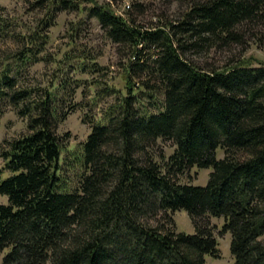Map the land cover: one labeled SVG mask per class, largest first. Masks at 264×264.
<instances>
[{
    "label": "trees",
    "instance_id": "obj_1",
    "mask_svg": "<svg viewBox=\"0 0 264 264\" xmlns=\"http://www.w3.org/2000/svg\"><path fill=\"white\" fill-rule=\"evenodd\" d=\"M22 1L45 16L21 33L0 15V39L20 42L0 59V113L1 103L11 106L27 128L0 147V194L7 198L0 203V264H204L205 254L217 256L209 217L223 218L234 264H264V64L239 58L219 69L189 57L241 44L243 27L264 26V0H188L177 19L149 25L132 15L135 3L117 14L92 0ZM64 10L95 18L129 61L126 93L103 89L117 92L115 101L100 119L87 120L86 138L61 157L55 124L78 103L59 110L60 101L74 98L79 80L59 71L46 85H23L19 77L46 59L47 30ZM58 62L74 72L104 69L78 48ZM144 96L155 111L141 104ZM159 138L175 145L162 163L147 152ZM193 166L211 167L205 185L176 179ZM180 209L193 233L176 230L172 214ZM157 216L163 222H148Z\"/></svg>",
    "mask_w": 264,
    "mask_h": 264
},
{
    "label": "rangeland",
    "instance_id": "obj_2",
    "mask_svg": "<svg viewBox=\"0 0 264 264\" xmlns=\"http://www.w3.org/2000/svg\"><path fill=\"white\" fill-rule=\"evenodd\" d=\"M99 4H111V8L117 14H123L127 4H139L132 8V15L140 23L149 25L157 17L177 19L188 6V0H92ZM0 15L8 18L17 32L25 33L36 28L40 19L45 16V9L33 8L22 0H0ZM243 42L241 44L230 43L226 46L215 45L204 49L200 54H189L191 60L202 67L223 68L230 60L245 58L253 66L264 64V26L243 27ZM48 41L45 44L46 59L37 62L19 77L23 85H46L58 71L59 75L66 79L79 80L75 96L70 102L61 100L60 109L77 102V108L70 111L64 120L55 124V132L64 141V150L61 157L68 150L76 149L90 132L89 119H100L105 108L115 101L117 92L105 93L103 89H115L119 93H126V66L129 61L128 50L120 44L113 43L106 37L105 31L100 27L95 18L86 15L81 10H64L56 14L55 24L48 28ZM20 42L13 39H0V59L12 51L19 49ZM84 49L95 55L96 61L102 66V72L73 71L67 64L64 68H58V61L66 53H73L74 49ZM71 63H75L71 61ZM133 81L139 82L134 77ZM140 85V84H139ZM138 87V86H137ZM137 91V90H136ZM159 99V94L156 95ZM141 104L149 107L150 111L156 109L151 105L153 99L148 96L141 97ZM140 104V105H141ZM86 121L83 122V120ZM27 133L25 119L20 117L9 105L1 103L0 113V147L5 139L16 138ZM175 145L169 139H157L155 144L147 148L152 160L162 163L172 153ZM139 155V154H138ZM141 155V154H140ZM216 157H223V151L216 149ZM3 159L0 157V168ZM211 167H190L185 173L176 179L181 183H190L203 186L206 184ZM8 172H3L1 178H5ZM5 195L0 194V203H6ZM160 216V214H159ZM159 216L151 218L148 222L152 225L161 223ZM177 231L193 233L194 226L183 209L172 214ZM163 222V220H162ZM209 225L217 241V256L205 254L204 264H234V257L230 252V233H221L222 217H209ZM168 226V224H165Z\"/></svg>",
    "mask_w": 264,
    "mask_h": 264
}]
</instances>
